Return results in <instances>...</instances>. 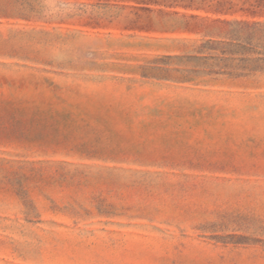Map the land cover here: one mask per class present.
Listing matches in <instances>:
<instances>
[{"label":"rangeland","instance_id":"1","mask_svg":"<svg viewBox=\"0 0 264 264\" xmlns=\"http://www.w3.org/2000/svg\"><path fill=\"white\" fill-rule=\"evenodd\" d=\"M0 264H264V0H0Z\"/></svg>","mask_w":264,"mask_h":264}]
</instances>
